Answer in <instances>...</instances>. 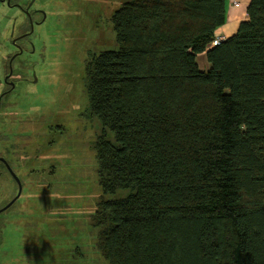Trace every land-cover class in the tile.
Returning <instances> with one entry per match:
<instances>
[{
    "label": "trees",
    "instance_id": "obj_1",
    "mask_svg": "<svg viewBox=\"0 0 264 264\" xmlns=\"http://www.w3.org/2000/svg\"><path fill=\"white\" fill-rule=\"evenodd\" d=\"M130 0L86 64L107 264H264V0ZM209 64L200 70L197 56Z\"/></svg>",
    "mask_w": 264,
    "mask_h": 264
},
{
    "label": "rangeland",
    "instance_id": "obj_2",
    "mask_svg": "<svg viewBox=\"0 0 264 264\" xmlns=\"http://www.w3.org/2000/svg\"><path fill=\"white\" fill-rule=\"evenodd\" d=\"M127 1L39 3L47 17L32 38L37 52L44 46L37 81L18 82L20 90L10 94L21 109L18 117L0 113V147L23 183L20 199L0 217L8 221L0 237V264H107L95 248L97 207L104 198L130 191L106 196L99 185L93 144L100 125L87 113L86 64L93 54L116 47L112 15ZM0 11L2 31L14 9ZM197 62L209 66L205 55ZM9 179L4 176L0 190L8 198L16 192Z\"/></svg>",
    "mask_w": 264,
    "mask_h": 264
},
{
    "label": "flooded vegetation",
    "instance_id": "obj_3",
    "mask_svg": "<svg viewBox=\"0 0 264 264\" xmlns=\"http://www.w3.org/2000/svg\"><path fill=\"white\" fill-rule=\"evenodd\" d=\"M41 1L42 0H0V7L14 9V12L7 18V25L0 31V51L2 56L0 57V65L2 66V73L0 75V113L4 109L6 114L9 113L13 116L18 114L21 110L18 101H11L9 98L10 94L20 90V88L17 87L18 82L34 83V81H37L35 70L37 62L43 58L41 51L44 46L40 45V51L37 52L39 46L36 45L32 38L38 37L36 30L43 29L41 26L47 17L44 9L39 6ZM26 69L29 71L28 73H26ZM16 117L18 116L16 115ZM22 120L23 119H21V121ZM13 122L14 121H12V123ZM3 130H7V127H4ZM10 130L11 128L9 127L8 132ZM1 135L2 133L0 132V137ZM7 137L9 138V136ZM6 151V149L0 147V190L2 187V179L7 175L12 182V184L10 182H7V184L14 186L16 192L15 195L9 198L8 195L6 197L3 194V191L2 193L0 192V210L3 209L0 211V217L4 216L9 209L15 206L23 191L20 171L15 170L11 165L7 159L8 153ZM15 178L21 183V192L17 198L16 195L19 186ZM14 198L16 199L14 200ZM0 223L2 224V226H0L1 237L4 229L2 227H4L8 221L1 219Z\"/></svg>",
    "mask_w": 264,
    "mask_h": 264
},
{
    "label": "crops",
    "instance_id": "obj_4",
    "mask_svg": "<svg viewBox=\"0 0 264 264\" xmlns=\"http://www.w3.org/2000/svg\"><path fill=\"white\" fill-rule=\"evenodd\" d=\"M249 2L250 0H226V23L216 30L215 41L212 46L234 35L238 30L239 24L248 19L247 7ZM201 55L203 56L204 54ZM208 68L209 66L206 67L205 64L200 70L205 71Z\"/></svg>",
    "mask_w": 264,
    "mask_h": 264
},
{
    "label": "water",
    "instance_id": "obj_5",
    "mask_svg": "<svg viewBox=\"0 0 264 264\" xmlns=\"http://www.w3.org/2000/svg\"><path fill=\"white\" fill-rule=\"evenodd\" d=\"M10 169V168H9ZM14 177H16V176H14ZM16 180H17V182H18V186H19V190H18V193H17V195H16V198L20 195V192H21V183L19 182V180L17 179V178H15ZM16 198H14V200L16 199ZM13 200V201H14ZM6 208V207H5ZM1 210H3V209H1ZM0 210V211H1Z\"/></svg>",
    "mask_w": 264,
    "mask_h": 264
},
{
    "label": "built area",
    "instance_id": "obj_6",
    "mask_svg": "<svg viewBox=\"0 0 264 264\" xmlns=\"http://www.w3.org/2000/svg\"><path fill=\"white\" fill-rule=\"evenodd\" d=\"M236 4V3H235Z\"/></svg>",
    "mask_w": 264,
    "mask_h": 264
}]
</instances>
